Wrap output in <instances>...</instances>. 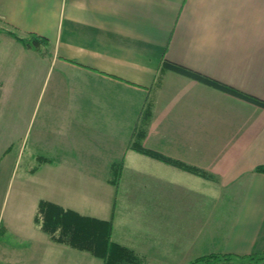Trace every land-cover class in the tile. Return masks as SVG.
Returning <instances> with one entry per match:
<instances>
[{"label": "crops", "instance_id": "crops-1", "mask_svg": "<svg viewBox=\"0 0 264 264\" xmlns=\"http://www.w3.org/2000/svg\"><path fill=\"white\" fill-rule=\"evenodd\" d=\"M0 25L43 38L39 50L16 40L26 53L19 60L40 69L49 62L70 81L73 99L53 109H69L70 121L76 107H94L83 115L114 128L112 153L115 135L129 130L122 154L102 166H120L119 179L139 191L147 181L157 204L177 203L185 213L172 219L201 220L194 241L209 234L214 242L201 254L264 252V172L256 169L264 166V107L164 67L183 64L264 100V0H0ZM145 106L143 145L211 177L130 147ZM72 150L66 156H82Z\"/></svg>", "mask_w": 264, "mask_h": 264}, {"label": "rangeland", "instance_id": "rangeland-1", "mask_svg": "<svg viewBox=\"0 0 264 264\" xmlns=\"http://www.w3.org/2000/svg\"><path fill=\"white\" fill-rule=\"evenodd\" d=\"M7 30L0 25V264H103L88 251L52 241L37 227L34 215L41 199L94 217H113V239L144 254L146 264H188L210 251L209 234L194 241L201 220L183 225L182 218H172L185 212L176 209L177 203L157 204L145 188L147 181L139 191L129 180H120L119 172L116 177L102 166L119 158L129 130L115 135L118 149L112 153L107 151L112 136L106 134L112 135L114 128L97 120L95 112L96 119L83 115L94 107H76L70 121L69 109H53L52 102L73 99L68 97L70 81L58 66L48 71L49 62L40 69L39 62L28 66L19 60L26 54L24 44ZM73 148L82 156H66ZM83 157L84 166L79 163ZM75 167L79 170H72ZM106 203L110 207L104 210ZM263 260L248 257L234 264H263Z\"/></svg>", "mask_w": 264, "mask_h": 264}, {"label": "trees", "instance_id": "trees-1", "mask_svg": "<svg viewBox=\"0 0 264 264\" xmlns=\"http://www.w3.org/2000/svg\"><path fill=\"white\" fill-rule=\"evenodd\" d=\"M9 33L15 38L22 41L26 46H34L39 50L42 37L36 36L25 38L14 31ZM41 40V41H40ZM164 67L171 68L174 71L183 73L195 79L206 82L215 88H219L225 92L233 93L239 97H243L252 103L255 102L264 107V100L256 95H251L247 92L240 91L232 85H228L220 80L211 78L189 67L175 62L167 61ZM143 113L139 117V122L136 127V134L130 139V147L141 153L154 156L170 164H175L184 170H189L195 174L202 175L206 178L211 177V174L193 167L189 164H184L176 159H172L164 154H160L152 149H148L143 145L142 139L145 135L146 123L149 121L150 110L145 106ZM41 157V156H40ZM43 160L46 158L42 157ZM41 158V159H42ZM258 171L264 172V166H258ZM120 166L113 169L114 176L119 172ZM117 177V176H116ZM35 213V224L43 230L48 237L57 243L65 244L69 247H74L82 251H88L94 257L103 260V264H146L145 256L140 255L132 247L117 242L113 239V217L100 218L90 214L81 213L74 208H67L62 204L53 202L52 200L41 199L37 203ZM257 255V256H256ZM251 258L255 260L264 259V252L252 253L248 255H232L229 253H208L201 254L188 264H234L236 259L239 261ZM237 262V261H236ZM235 262V263H236ZM264 264V260L262 261ZM245 264H249L245 263Z\"/></svg>", "mask_w": 264, "mask_h": 264}]
</instances>
